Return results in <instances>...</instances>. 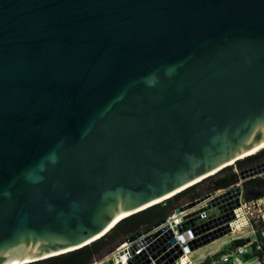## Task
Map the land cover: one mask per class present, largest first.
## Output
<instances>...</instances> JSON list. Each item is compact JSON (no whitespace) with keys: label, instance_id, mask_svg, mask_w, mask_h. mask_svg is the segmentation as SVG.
Masks as SVG:
<instances>
[{"label":"water","instance_id":"1","mask_svg":"<svg viewBox=\"0 0 264 264\" xmlns=\"http://www.w3.org/2000/svg\"><path fill=\"white\" fill-rule=\"evenodd\" d=\"M262 149L264 0H0V264L83 247ZM238 179L187 215L235 202L192 250L239 227L264 162ZM162 224L125 238L150 234L128 264L181 254Z\"/></svg>","mask_w":264,"mask_h":264},{"label":"trees","instance_id":"2","mask_svg":"<svg viewBox=\"0 0 264 264\" xmlns=\"http://www.w3.org/2000/svg\"><path fill=\"white\" fill-rule=\"evenodd\" d=\"M263 158L264 149L235 161L233 167L239 171L250 165L259 163ZM225 168L221 170H224ZM236 179V174L231 171L225 172L220 176H214V174L208 176L159 203L151 205L121 219L103 236L90 242L89 244L63 254L50 257L44 262L46 264H90L97 261L123 243L128 235L136 232H142L150 228L154 223L169 216L175 208L202 197L203 195L216 189L227 187L233 184ZM204 181H207L205 185L198 188L201 182ZM255 233L257 235L256 241L261 243V245L258 250H255L253 244L252 250L249 253L243 254L242 259L245 260L257 257L261 264H264L263 258L260 257L261 252L264 251V239L259 236V229H256ZM222 252L223 251H218L211 257L204 258V260L199 264H208L210 262V258L217 257L222 254ZM224 264H229V262Z\"/></svg>","mask_w":264,"mask_h":264},{"label":"built area","instance_id":"3","mask_svg":"<svg viewBox=\"0 0 264 264\" xmlns=\"http://www.w3.org/2000/svg\"><path fill=\"white\" fill-rule=\"evenodd\" d=\"M233 172L238 175V171L235 168H233ZM237 184L238 183H235L230 186L216 189L210 193H207V195L204 197V200H202L198 204H192L193 201L187 202L181 205L182 210L178 212H175L173 210V212L164 219V224H162L161 227H166V229L163 232H168V231L171 232V236L174 239V244L177 245V249L181 252V254L175 260H173L171 264H181L180 259L182 257L189 256L192 253L193 250L190 248L191 241L195 238V236L193 235L192 228L195 225L199 224L200 222L205 221L207 218L210 217V215H215L217 213H220L221 210L219 209V205H222L223 203L219 205L216 204V205L210 206L192 215H189V216L187 215L193 212L194 210H196L198 207H203L210 198L224 192L225 190ZM189 203H191L190 206H187ZM245 204L246 202H239L238 207L235 209L244 208ZM222 207H225V206H222ZM237 213L238 212H235L236 218L238 217ZM175 226H179L176 229V233H174L173 231V228ZM155 231L156 230H152L149 233L152 234ZM147 235H150V234H147ZM147 235L144 237H140V238H145L147 237ZM140 238L137 239L136 241L140 240ZM234 238H238V237H234ZM136 241L132 243H126L125 241H123V243L118 245L114 250H112L111 252H109L108 254L100 258L99 260L94 261L90 264H128V261L133 257V255L137 254L144 247L143 239H141V242H139L136 246H133V244H135ZM260 245L261 243L255 241L254 249L258 250ZM131 250L133 251V253H131ZM251 250H252L251 248L246 250L244 246L236 247L233 251L231 250L227 252L226 254L221 255L218 260L211 261L210 264H220V263H227V262H229V264H251L253 260H258V258L252 257V258H248L245 260L242 259V255L245 253H249ZM162 253L163 252L160 253V256H161V257L159 256L160 258L157 257L160 260V263H163V261L165 260V258L162 257L163 256ZM111 256H114V259ZM260 257L263 258L264 260V251L261 252ZM149 264H155V263L153 260L150 259Z\"/></svg>","mask_w":264,"mask_h":264},{"label":"rangeland","instance_id":"4","mask_svg":"<svg viewBox=\"0 0 264 264\" xmlns=\"http://www.w3.org/2000/svg\"><path fill=\"white\" fill-rule=\"evenodd\" d=\"M258 151H256V152H258ZM256 152H254V153H256ZM233 166H234V162L232 164H230L229 166H227L229 168H225L224 170L220 169L219 171H217L214 174V176L215 175L220 176V175H222L228 171L233 172V168H234ZM236 176H237V179L233 184L239 182L238 175L236 174ZM245 181H247V180H244V182ZM206 182L207 181L201 182V184L198 186V188L205 185ZM240 184L241 185L243 184V180ZM263 213H264V199L258 203H255L252 201L246 202L244 208H241L237 214L241 217H244L247 221V224L243 225L238 230L236 229L234 231H231L230 233L223 235V236L219 237L218 239H215V240H213V241H211L205 245L197 247V249H195L196 251L194 250L190 254L191 256L189 258L188 264H199L201 261L204 260V258L211 257L214 253H216L218 251H223L222 254H220L219 256L210 258V262L218 260L221 255L226 254L227 252H229L231 250L233 251L236 247H239V246H232L229 244L230 239H232L234 237L242 238L243 240H245L244 244H242L240 246H244V248L246 250H248L250 248L252 249L253 244L255 243L256 240H255V237L253 236L254 234L252 235V233L250 232V228H252L254 232L256 229L260 228L261 214H263ZM220 243H222V244H220ZM111 257L114 259V256H111ZM184 261H187V260L184 259ZM210 262L208 264H210ZM220 264H224V263H220Z\"/></svg>","mask_w":264,"mask_h":264},{"label":"bare ground","instance_id":"5","mask_svg":"<svg viewBox=\"0 0 264 264\" xmlns=\"http://www.w3.org/2000/svg\"><path fill=\"white\" fill-rule=\"evenodd\" d=\"M259 152V151H258ZM254 153V152H253ZM251 154V153H250ZM255 154V153H254ZM211 173H213V172H211ZM214 174H215V172H214ZM170 195V194H169ZM168 196V195H167ZM161 199H163V198H159V199H156V200H154V201H152L151 203H154V202H157V201H160ZM211 199V198H210ZM203 200V199H202ZM202 200H199V201H202ZM224 201V200H223ZM151 203H149V204H151ZM149 204H146V205H149ZM235 204V202L232 200V202H229L228 200H227V202H223V204L222 205H219V209L221 210V212L223 211L222 209L223 208H227V207H229V208H231L232 207V205H234ZM146 205H144V206H142V207H145ZM154 205V204H153ZM222 206H225V207H222ZM142 207H140V208H142ZM140 208H138V209H140ZM237 211V210H236ZM238 218H239V220L238 221H236L237 222V225L239 226V227H236V228H240L241 226L240 225H242L243 224V218L241 217V216H239L238 215ZM240 224V225H239ZM236 228H235V230H236ZM237 229V230H238ZM232 231H234V228L232 229ZM141 239H144V238H140V240H138V241H136V243L135 244H133V246H136L139 242H141ZM68 249H61V250H59V251H56V252H52V253H49V255H55V254H58V253H62V252H65V251H67ZM46 256H48V255H44L43 257H46ZM190 256L191 255H189V256H186V257H182L181 259H180V263L181 264H186V263H188V261H189V258H190ZM42 257H40V258H33V257H28V256H26V257H23V258H20V259H17V260H15L14 262H12V263H10V264H24V263H27V262H29V261H34V260H36V259H41ZM184 259H186L187 261H184ZM184 261V262H183Z\"/></svg>","mask_w":264,"mask_h":264},{"label":"flooded vegetation","instance_id":"6","mask_svg":"<svg viewBox=\"0 0 264 264\" xmlns=\"http://www.w3.org/2000/svg\"><path fill=\"white\" fill-rule=\"evenodd\" d=\"M260 162H264V158ZM256 179L257 178L249 179L243 182V184L241 185L242 192H247V195H252L253 193H255L257 189L253 188V183ZM30 264H46V263L44 261H38Z\"/></svg>","mask_w":264,"mask_h":264},{"label":"crops","instance_id":"7","mask_svg":"<svg viewBox=\"0 0 264 264\" xmlns=\"http://www.w3.org/2000/svg\"><path fill=\"white\" fill-rule=\"evenodd\" d=\"M264 199V195L262 196V197H259V198H257V199H255V200H252V202H255V203H258V202H260L261 200H263ZM261 226H260V228H259V236L261 237V238H263L264 239V213L261 215ZM250 232L252 233V235L255 237V240L257 239V235H256V233L253 231V229L252 228H250ZM218 239V238H217ZM220 244H222V243H220ZM197 249V248H196ZM195 249H193V251H194ZM192 251V252H193ZM196 251V250H195ZM251 264H261V262L260 261H258V260H253L252 262H251Z\"/></svg>","mask_w":264,"mask_h":264}]
</instances>
